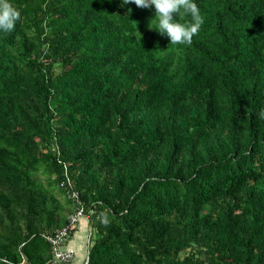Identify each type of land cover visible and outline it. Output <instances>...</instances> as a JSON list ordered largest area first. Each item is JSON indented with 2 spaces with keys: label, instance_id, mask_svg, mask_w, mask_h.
Instances as JSON below:
<instances>
[{
  "label": "trees",
  "instance_id": "obj_1",
  "mask_svg": "<svg viewBox=\"0 0 264 264\" xmlns=\"http://www.w3.org/2000/svg\"><path fill=\"white\" fill-rule=\"evenodd\" d=\"M193 2L171 45L154 6L9 0L0 264H71L83 216L81 264H264V0Z\"/></svg>",
  "mask_w": 264,
  "mask_h": 264
},
{
  "label": "clouds",
  "instance_id": "obj_2",
  "mask_svg": "<svg viewBox=\"0 0 264 264\" xmlns=\"http://www.w3.org/2000/svg\"><path fill=\"white\" fill-rule=\"evenodd\" d=\"M122 2L123 4L134 3L139 8L154 6L153 20L156 27L152 29L161 35H167L171 45L191 44L193 37L198 34L204 23L200 9L193 0H122ZM174 14L178 17L190 14L191 20L181 23L179 18H174ZM19 19V10L9 3V0H0V30L12 31ZM139 36L141 38L140 33ZM259 116L264 119V109L260 111Z\"/></svg>",
  "mask_w": 264,
  "mask_h": 264
},
{
  "label": "rangeland",
  "instance_id": "obj_3",
  "mask_svg": "<svg viewBox=\"0 0 264 264\" xmlns=\"http://www.w3.org/2000/svg\"><path fill=\"white\" fill-rule=\"evenodd\" d=\"M87 219L82 217L79 228L73 232L69 240V245L72 246L76 253L71 264H81L86 254L87 245Z\"/></svg>",
  "mask_w": 264,
  "mask_h": 264
},
{
  "label": "built area",
  "instance_id": "obj_4",
  "mask_svg": "<svg viewBox=\"0 0 264 264\" xmlns=\"http://www.w3.org/2000/svg\"><path fill=\"white\" fill-rule=\"evenodd\" d=\"M67 229H64L58 232L54 237H51L50 240L53 243V250L55 251V256L57 259L62 260L64 262H68L72 259L74 255V250L70 249H62L60 245L62 241L65 239V235H67Z\"/></svg>",
  "mask_w": 264,
  "mask_h": 264
}]
</instances>
